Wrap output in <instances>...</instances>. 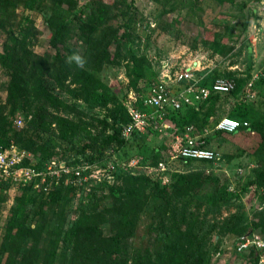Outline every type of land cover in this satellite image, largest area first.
Segmentation results:
<instances>
[{"label": "rangeland", "instance_id": "obj_1", "mask_svg": "<svg viewBox=\"0 0 264 264\" xmlns=\"http://www.w3.org/2000/svg\"><path fill=\"white\" fill-rule=\"evenodd\" d=\"M26 1L15 0L0 27V106L8 105L15 69L34 64L53 97L34 98L37 83L24 74L19 108L9 116L23 139L12 145L38 168L52 160L106 168L112 159L138 158L142 166L165 161L171 170L163 178L142 167L117 169L98 184L58 179L48 189L0 182V264H47L52 242L83 215L109 235L136 197L148 205L124 245L126 264H170L172 255H183V264H260L234 245L245 232L264 239V184L257 182L264 179V130L220 133L216 125L237 119V109L246 110L241 121L264 125V0H38L33 8ZM24 23L16 57L1 58L9 34ZM73 54L83 67L68 62ZM134 56L146 68L137 87ZM170 67L173 78L175 68H189L209 81L233 80L238 89L205 103L194 125L114 136L130 92L141 108L140 99ZM176 135L199 139L218 158L171 159ZM67 245L52 264H71L79 252L74 240Z\"/></svg>", "mask_w": 264, "mask_h": 264}, {"label": "built area", "instance_id": "obj_2", "mask_svg": "<svg viewBox=\"0 0 264 264\" xmlns=\"http://www.w3.org/2000/svg\"><path fill=\"white\" fill-rule=\"evenodd\" d=\"M174 69V67H173ZM203 77L192 69H176L174 78L172 67L165 68L161 79L149 87V90L140 99L141 108L136 104L137 94L133 91L131 101L127 105L130 122L122 128L123 137L128 140L134 135L153 132L169 127L168 117L171 112H178L187 107L199 109L201 104L213 94L232 92L235 83L229 79H217L211 86L201 85ZM176 83V87L172 84ZM253 82L249 83V87ZM19 126L24 124L23 118L16 120ZM249 127L248 122L233 118H223L216 129L224 133H234L241 128ZM218 154L208 148L199 139L190 135H176L174 150L171 159L180 161L212 162ZM28 152L10 145L0 149V182H11L18 186H32L35 189H48L50 182L58 179H67L74 185L83 183L98 184L112 171L121 169L133 171L142 167L148 174H157L158 177L168 175L171 170L169 164L160 161L156 166H142V160L135 158L130 161L109 160L106 168L89 163L70 164L52 160L43 168H38L28 162ZM166 177V176H165ZM162 178V179H163ZM235 251L245 252L253 250L260 264H264V239L257 234H249L234 245Z\"/></svg>", "mask_w": 264, "mask_h": 264}, {"label": "trees", "instance_id": "obj_3", "mask_svg": "<svg viewBox=\"0 0 264 264\" xmlns=\"http://www.w3.org/2000/svg\"><path fill=\"white\" fill-rule=\"evenodd\" d=\"M37 1L38 0H27L26 5L30 8H33ZM14 3L15 0H0V27L5 25V21L9 16V12L12 9ZM26 29L27 24L24 23L16 32H11L9 34V37L7 38L5 44L7 57L1 56V58H7L8 60L12 61L16 57L17 50L14 47V44H17L22 40ZM133 62V70L136 78L132 82V85L134 87H137L138 83L141 80V76L144 75L146 68L144 69V67H142L141 60L137 56L133 57ZM40 73L41 71L39 64H34L33 69L31 70L25 69L23 67L15 69V74L12 76V79L10 81L8 105L0 106V149L9 147L10 145H12V142L16 141L17 138H20V140L23 139V133L20 136V132L14 130L12 123H10L9 116H11L19 108L20 98L22 97V86L24 84V74H29V76L26 77L34 80L37 83V86L33 91L34 98H40L45 101L52 99L53 96L44 87ZM213 83L214 81H209L205 77H203V79L201 80V85L204 86H211ZM237 89L238 87H235L232 92L237 91ZM216 95L217 94H213L212 96H210L208 100L201 104L199 109H196L194 107H187L178 112H171L168 117L169 124L174 123L176 126L181 127L194 125L193 123H195V121L200 117V108L205 103L211 102L213 97ZM232 117L237 118L238 120L240 119L241 121L246 117V110L241 111L237 109V111L235 110L234 112H232ZM130 120L131 119L129 117V114L125 109L124 116L118 119L115 127H113L114 136L121 138L122 140H126L122 135V128L124 125L129 124ZM241 130L260 131L264 130V125L262 123H249V127L241 128L238 131ZM42 165L43 164H40L39 168H42ZM142 179L148 180V178L146 177H142ZM257 182H259V184H264V179L259 178ZM166 191L167 188L163 187V189H161V192L157 194L160 197L161 194H165ZM227 195L229 196V200L230 198H236V195H232V193H229ZM147 205L148 199L136 197L133 198L132 201H129L124 207L119 221L113 223L114 225L112 226L110 231L111 234L109 233V235L105 233L104 226H102L100 223L90 220L86 215L81 216V218L75 223V225L66 232V235L60 236V234L62 233H59V237L54 242H52L51 250L45 257L48 259L47 264L54 263L57 257V250L59 248L67 249V247L69 246L67 244L71 243V241L73 240L75 241L76 251H78L79 253L72 258L71 264H126L127 258L124 256V245L129 239H131L134 234L138 213ZM262 227L264 228V223L262 224ZM163 234L164 235L162 237L167 236L166 233ZM247 235V232L243 233L242 236L238 237L236 242L244 239ZM245 252L254 253L252 249ZM167 258H169V254ZM172 258L173 259L169 258L170 264H183V255L178 258L172 255ZM146 264L156 263L147 262ZM160 264H164V262Z\"/></svg>", "mask_w": 264, "mask_h": 264}, {"label": "clouds", "instance_id": "obj_4", "mask_svg": "<svg viewBox=\"0 0 264 264\" xmlns=\"http://www.w3.org/2000/svg\"><path fill=\"white\" fill-rule=\"evenodd\" d=\"M72 61H75L79 67H83L85 63L84 59L79 54H73L72 56L68 57V62L71 63Z\"/></svg>", "mask_w": 264, "mask_h": 264}]
</instances>
